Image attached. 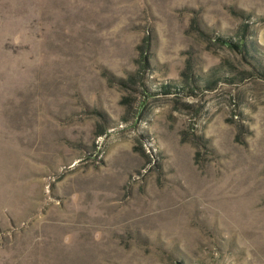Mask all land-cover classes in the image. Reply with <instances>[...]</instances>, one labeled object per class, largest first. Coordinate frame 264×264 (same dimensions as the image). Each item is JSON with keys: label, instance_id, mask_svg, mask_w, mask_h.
Here are the masks:
<instances>
[{"label": "rangeland", "instance_id": "374dc122", "mask_svg": "<svg viewBox=\"0 0 264 264\" xmlns=\"http://www.w3.org/2000/svg\"><path fill=\"white\" fill-rule=\"evenodd\" d=\"M0 264H264V0H0Z\"/></svg>", "mask_w": 264, "mask_h": 264}]
</instances>
